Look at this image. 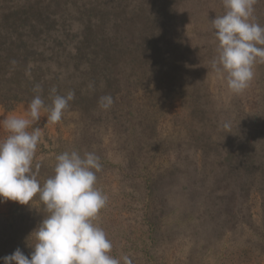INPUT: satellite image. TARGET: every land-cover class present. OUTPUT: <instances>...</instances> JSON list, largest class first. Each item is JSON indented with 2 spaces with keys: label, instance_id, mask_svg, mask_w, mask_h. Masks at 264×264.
Instances as JSON below:
<instances>
[{
  "label": "rangeland",
  "instance_id": "374dc122",
  "mask_svg": "<svg viewBox=\"0 0 264 264\" xmlns=\"http://www.w3.org/2000/svg\"><path fill=\"white\" fill-rule=\"evenodd\" d=\"M224 11L222 0H0L2 32L34 23L60 94H75L61 121L42 112L32 126L42 129L37 178L52 175L63 151L100 157L108 201L96 223L114 257L264 264V63L240 94L213 71L211 20ZM254 19L264 25V0ZM103 95L114 101L107 110ZM28 104H0V119ZM44 215L38 198L0 203V264L17 248L30 257Z\"/></svg>",
  "mask_w": 264,
  "mask_h": 264
},
{
  "label": "clouds",
  "instance_id": "9594fccd",
  "mask_svg": "<svg viewBox=\"0 0 264 264\" xmlns=\"http://www.w3.org/2000/svg\"><path fill=\"white\" fill-rule=\"evenodd\" d=\"M222 3L224 13L211 20L218 42L211 67L232 93L240 94L254 79V66L264 63V25L254 19L256 0ZM42 91L34 87L23 114L0 119V129L7 133L0 140V203L29 205L38 198L46 212L28 238L30 257L17 248L2 258L3 264H134L129 254L111 255L112 242L96 223L108 197L97 186L102 164L95 152L63 151L55 156L52 175L43 183L38 180L40 164L33 168V162L42 129L32 126L42 112L48 124L58 123L75 98L72 91L62 95L53 88L46 103ZM113 102L111 95H103L98 106L107 110Z\"/></svg>",
  "mask_w": 264,
  "mask_h": 264
},
{
  "label": "trees",
  "instance_id": "16d2710c",
  "mask_svg": "<svg viewBox=\"0 0 264 264\" xmlns=\"http://www.w3.org/2000/svg\"><path fill=\"white\" fill-rule=\"evenodd\" d=\"M35 28L34 23H25L10 25L12 32L0 29V104L6 107L30 102L37 85L48 93L55 88L59 94L63 86L58 74L45 66L44 51L40 52L44 41L32 37Z\"/></svg>",
  "mask_w": 264,
  "mask_h": 264
}]
</instances>
